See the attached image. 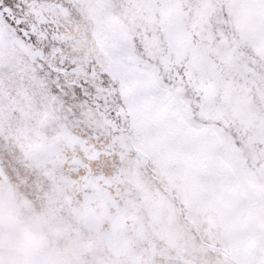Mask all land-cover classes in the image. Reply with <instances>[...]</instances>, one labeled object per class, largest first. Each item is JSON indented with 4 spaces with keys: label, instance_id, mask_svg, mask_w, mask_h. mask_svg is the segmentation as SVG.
Returning a JSON list of instances; mask_svg holds the SVG:
<instances>
[{
    "label": "snow or ice",
    "instance_id": "obj_1",
    "mask_svg": "<svg viewBox=\"0 0 264 264\" xmlns=\"http://www.w3.org/2000/svg\"><path fill=\"white\" fill-rule=\"evenodd\" d=\"M0 264H264V0H0Z\"/></svg>",
    "mask_w": 264,
    "mask_h": 264
}]
</instances>
